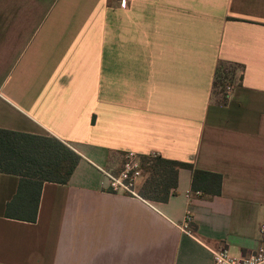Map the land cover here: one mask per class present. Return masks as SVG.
<instances>
[{
    "label": "crops",
    "instance_id": "0c3cea01",
    "mask_svg": "<svg viewBox=\"0 0 264 264\" xmlns=\"http://www.w3.org/2000/svg\"><path fill=\"white\" fill-rule=\"evenodd\" d=\"M0 129L79 156L67 183H42L34 223L6 218L20 177L0 173V264L249 257L263 244L264 0H0ZM126 153L220 175V194L193 191L188 169L166 203L113 192L99 169L119 173Z\"/></svg>",
    "mask_w": 264,
    "mask_h": 264
},
{
    "label": "trees",
    "instance_id": "16d2710c",
    "mask_svg": "<svg viewBox=\"0 0 264 264\" xmlns=\"http://www.w3.org/2000/svg\"><path fill=\"white\" fill-rule=\"evenodd\" d=\"M141 159L143 181L137 193L147 201L166 203L177 187L180 169L192 172L193 191L208 196L220 194V175L198 171L190 164L160 157ZM78 161V155L52 137L0 129V173L20 177L15 196L6 205V218L34 223L42 183H67Z\"/></svg>",
    "mask_w": 264,
    "mask_h": 264
},
{
    "label": "built area",
    "instance_id": "2783aa9c",
    "mask_svg": "<svg viewBox=\"0 0 264 264\" xmlns=\"http://www.w3.org/2000/svg\"><path fill=\"white\" fill-rule=\"evenodd\" d=\"M120 5L127 0H115ZM233 90L231 83H226L223 87L224 99H228ZM152 154L150 158H156ZM103 176L108 181L109 189L116 193H121L131 197L139 198L135 190L136 183L143 176L142 159L134 153H126L123 157V164L121 170L117 174H113L107 170L99 169ZM190 218L186 217L184 231L188 230V223ZM189 231V230H188ZM189 233V232H188ZM260 234L263 238L261 248L253 255L246 258H236L231 256L226 250L213 252V264H264V224L260 227Z\"/></svg>",
    "mask_w": 264,
    "mask_h": 264
},
{
    "label": "rangeland",
    "instance_id": "374dc122",
    "mask_svg": "<svg viewBox=\"0 0 264 264\" xmlns=\"http://www.w3.org/2000/svg\"><path fill=\"white\" fill-rule=\"evenodd\" d=\"M218 90H219V91H223V87H221V86L218 87Z\"/></svg>",
    "mask_w": 264,
    "mask_h": 264
}]
</instances>
